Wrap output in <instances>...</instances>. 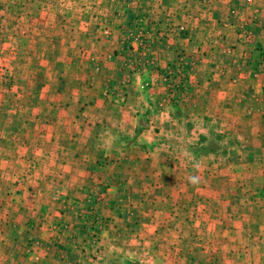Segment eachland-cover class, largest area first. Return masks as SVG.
I'll use <instances>...</instances> for the list:
<instances>
[{
    "label": "crops",
    "instance_id": "1",
    "mask_svg": "<svg viewBox=\"0 0 264 264\" xmlns=\"http://www.w3.org/2000/svg\"><path fill=\"white\" fill-rule=\"evenodd\" d=\"M42 1L20 0L0 16V102L17 90L25 99L21 116L0 114V264H65L69 235L79 227L63 202H82L93 191L105 196L94 206L97 241L73 252L76 264H200V208L187 202L190 191L218 195L205 171L242 168L250 179L260 169L264 183V90L255 73L264 57V0H49L78 14L52 25L58 34L60 24L72 25L67 55L82 60L68 61L66 80L29 81L28 64L14 80V41L25 43L27 55L30 25L45 32ZM18 5L27 11L18 14ZM121 6L151 37L146 47L157 56V72L119 69L130 57L111 15ZM96 26H110L109 36L97 35ZM170 26L174 35L158 42L155 35ZM244 28L249 43L240 39ZM187 69L186 94L174 106L159 73ZM119 75L129 82L116 106L106 92ZM29 89L37 99L32 114ZM198 141L205 152L218 147L228 155L200 160ZM240 152L236 161L232 154ZM199 167L203 181L188 175Z\"/></svg>",
    "mask_w": 264,
    "mask_h": 264
},
{
    "label": "rangeland",
    "instance_id": "2",
    "mask_svg": "<svg viewBox=\"0 0 264 264\" xmlns=\"http://www.w3.org/2000/svg\"><path fill=\"white\" fill-rule=\"evenodd\" d=\"M29 1L36 5L38 0ZM48 1H42V4H44L43 12L46 23L44 26L45 32L36 34V25H30L27 47L29 53L25 55V43L23 41L21 43L19 37L14 41V80H20L19 78L21 76L26 75L21 72V64H28V79L32 82L42 80L50 81L53 78L56 79L57 76H62L66 80V76L70 72L67 68L68 61L71 60L70 62H74L76 59L77 64H80L78 61H80L81 57L71 58L67 55L70 53V43L74 42V38L68 34V28L70 26L72 27V25L65 23V29L63 24H60L61 34H58V31L54 30L52 25L54 18H59V22H65L66 20L73 21V18L78 14L72 8H64V2L54 1L52 6H50ZM79 1L80 3L84 2V0ZM19 2L20 0H0V9L3 12V14L0 12V16L3 17L6 15L5 7L8 9V6L19 4ZM45 6H49V9ZM19 8L20 6L18 5V14H23L27 11ZM33 9L35 8L29 7L28 9V14L31 17L33 16ZM111 15L116 20H114L116 22V24L114 23V29L120 35L122 31L136 27L134 24L132 25L134 13L129 6H121L118 10H113ZM0 29L3 34L4 25L1 24ZM110 29V26H96L94 31L100 37L105 38L109 36ZM171 29H173L172 26L167 30L161 31L160 34H166L170 38L172 34L174 35ZM104 31H107L108 34L104 35ZM130 54V51L126 50V55ZM130 59V57H125L124 61L127 62ZM1 63L3 64L4 62L2 61ZM122 64L123 62L121 66ZM3 69L4 67L0 65V73ZM39 69L44 73L38 72ZM117 81L118 78L114 81L113 89L106 92V96L110 92L124 91L122 102L115 101L117 98L115 96L116 92L114 93V98L111 100L109 98L108 100L113 105L121 106L125 100V90H127V87L125 89L119 88L116 83ZM28 91L27 112L29 114L31 112L32 114L35 112L33 110L37 107V99L35 97V91L31 89ZM32 94H34L33 97ZM3 100L0 102L1 116H21V101L25 99H22L19 90L13 93L11 99H7L6 104H4ZM44 106V110L49 115H52L53 106L50 104H44ZM198 143L203 144L201 146L198 145L199 152L197 151L196 153L200 160H210V158L215 159L218 157V159L222 160L228 155L226 151H220L218 147H215L217 149L214 152L211 150L205 152L202 150L205 148L204 143L201 141H198ZM222 143L223 145L225 144L224 140H222ZM210 146L212 147L213 145ZM192 147L196 149L197 146L193 144ZM232 156L237 158L236 161H241L239 159H242L243 153H235ZM255 156L257 155L255 154ZM256 158L255 160H257ZM201 167L198 169H188V175L191 177H199L200 181H203ZM245 171L242 168L221 169V173L217 176V170L210 168V170L205 171L207 174L206 177L212 183V185L209 184L210 189L216 191L218 195L212 198L208 194L200 193L199 195L198 193L194 194L193 191L189 192L190 199L187 202L189 209L200 208V264H223L222 262H226V264H264V183L260 177L262 171L260 169H254L253 177L250 179L246 177ZM166 174H168V171H166ZM188 219L189 224L195 223L194 217ZM203 229L206 230L204 231Z\"/></svg>",
    "mask_w": 264,
    "mask_h": 264
},
{
    "label": "built area",
    "instance_id": "3",
    "mask_svg": "<svg viewBox=\"0 0 264 264\" xmlns=\"http://www.w3.org/2000/svg\"><path fill=\"white\" fill-rule=\"evenodd\" d=\"M133 2L138 1V0H132ZM246 2H250V0H246ZM135 29H127L125 31L121 32L120 35V45H126L128 46V50L130 51V60L127 62H123L122 64V69H125L127 72H135L138 70H146L151 69L155 70V64L157 61V56L154 54H150L147 51L146 43L151 39V37L146 36L145 32H143L144 29H137V31H134ZM179 34L183 33L182 29L177 30ZM104 35H107L108 32L104 31ZM240 39L243 42L249 43L252 41V34L250 31H248L247 28H244L241 30L239 33ZM158 39V42H165L167 41L168 35L166 34H157L155 35ZM169 43V42H168ZM145 45V46H143ZM169 46L171 45L170 43L168 44ZM180 60L183 57V55H180ZM158 69H156V72ZM190 69H187L183 73L179 72H162L159 73V79L161 80L162 85L170 91L168 94H172L173 96L176 97L178 100H182L186 94V89H187V82H188V75H189ZM258 76L261 77V86L264 89V57L260 56L257 61H256V72ZM172 79L178 80V79H183V83L181 86V91H177L174 87H172L171 82ZM128 78L126 75L124 77H121L116 83L119 88L125 89L128 85ZM175 82V81H174ZM173 84V83H172ZM177 91V92H176ZM116 94L115 96L117 97L115 101L117 102H122L123 99V94L124 91H115ZM115 92H110L109 97L110 100L114 98V93ZM105 199V196L103 192L100 191H93L87 194L86 199L82 202L78 201H71L69 204L63 202V206H67L65 210L67 212L69 211L71 214V217L76 220L78 223L77 227L78 230L75 235L71 234L69 235V240L72 242V247L71 251L72 252H67L63 256L62 259H64L65 264H76L75 260L78 259V254L76 252H82L83 251V244L86 242H89V244H94L97 241V228H95L92 224L95 221L96 215H95V209L94 206L96 204L101 203ZM112 206L118 207L119 203L113 202L111 203ZM102 224L105 223V221L101 222ZM67 232V229H65ZM68 233V232H67ZM76 235L79 236L80 241L79 243L76 242ZM34 245H38L37 242L34 243ZM82 245V246H81ZM76 251L74 254L73 252ZM76 257V258H75ZM74 260V261H73ZM73 261V262H69Z\"/></svg>",
    "mask_w": 264,
    "mask_h": 264
},
{
    "label": "trees",
    "instance_id": "4",
    "mask_svg": "<svg viewBox=\"0 0 264 264\" xmlns=\"http://www.w3.org/2000/svg\"><path fill=\"white\" fill-rule=\"evenodd\" d=\"M140 27H139V25H136V27H134V31H137L136 29H139ZM143 32H145V29L143 30ZM183 33H181L180 35H182ZM129 48H128V46H126V45H122L121 46V50L122 51H126V50H128ZM256 66V65H255ZM122 68V67H121ZM148 70H151V69H147L146 68V71H148ZM153 71H156V69L155 70H153ZM121 78V76L119 75V77H118V80ZM175 81V82H174ZM173 83V84H172ZM182 83H183V79H178V80H175V79H172V82H171V85H172V87H174L178 92L179 91H181V86H182ZM187 90V89H186ZM264 90V89H263ZM176 91V92H177ZM176 98H174L173 100H172V105H177V102H176ZM94 227H96L95 226V223H93L92 224Z\"/></svg>",
    "mask_w": 264,
    "mask_h": 264
}]
</instances>
